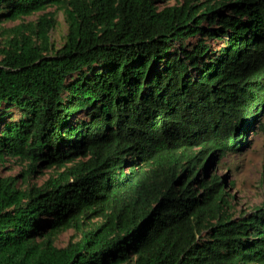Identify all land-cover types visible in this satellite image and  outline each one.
<instances>
[{
    "label": "trees",
    "instance_id": "1",
    "mask_svg": "<svg viewBox=\"0 0 264 264\" xmlns=\"http://www.w3.org/2000/svg\"><path fill=\"white\" fill-rule=\"evenodd\" d=\"M160 1L0 0V26H68L0 43V264H264V206L234 219L210 174L264 115V0Z\"/></svg>",
    "mask_w": 264,
    "mask_h": 264
},
{
    "label": "rangeland",
    "instance_id": "2",
    "mask_svg": "<svg viewBox=\"0 0 264 264\" xmlns=\"http://www.w3.org/2000/svg\"><path fill=\"white\" fill-rule=\"evenodd\" d=\"M186 1L190 0H163L158 3V8L181 6ZM45 14H51L55 20V27L49 34L50 43L56 50L61 49L65 43L68 26L65 22L64 10L58 6H49L42 12L34 13L14 22L3 23L0 26V43L3 44L9 38V30L19 25L34 24ZM195 44L196 40L185 43L187 46ZM211 45H215L217 48V42L213 41ZM8 113V117L4 119L7 123L20 119V114L15 108L9 110ZM262 125L264 126V115L259 117L254 126L249 129L239 151L229 153L219 163H213L210 170L211 175L223 178L226 185L228 182H233L232 186L227 185V192L233 198L230 213L234 219L249 216L256 209L264 206V130H261ZM6 167L8 170H3L2 175L17 177V185L21 189L30 186L39 187L54 175L53 169H42L39 170V173L23 180L21 175L27 170L26 164L21 165L11 161ZM80 238L81 233L68 230L54 239V245L57 248H64L70 242L79 241Z\"/></svg>",
    "mask_w": 264,
    "mask_h": 264
}]
</instances>
